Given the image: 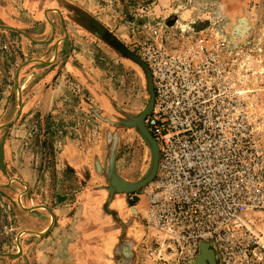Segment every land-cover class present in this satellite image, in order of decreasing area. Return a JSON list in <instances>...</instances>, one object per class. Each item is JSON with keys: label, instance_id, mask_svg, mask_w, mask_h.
<instances>
[{"label": "built area", "instance_id": "obj_1", "mask_svg": "<svg viewBox=\"0 0 264 264\" xmlns=\"http://www.w3.org/2000/svg\"><path fill=\"white\" fill-rule=\"evenodd\" d=\"M167 18L149 19L126 41L148 64L155 90L146 123L159 162L142 191L144 221L184 264L202 242L220 264H264L261 48L213 21L197 32Z\"/></svg>", "mask_w": 264, "mask_h": 264}, {"label": "rangeland", "instance_id": "obj_2", "mask_svg": "<svg viewBox=\"0 0 264 264\" xmlns=\"http://www.w3.org/2000/svg\"><path fill=\"white\" fill-rule=\"evenodd\" d=\"M56 1L0 0V19L5 21L4 25L24 32L0 27V126L11 122L8 127L0 129V142L6 137L8 152L5 157L6 173L0 168V175H7L6 180L0 176V184L4 185L0 188L1 204L9 203L6 197L12 198L6 188L14 190L13 186L7 185L11 183L15 169L22 168L23 164L29 168L39 167L37 174L43 173L44 179H47V174L52 176V170L47 169L58 132L65 131L71 136L82 133V141L86 146L97 149V155H102L101 161L108 169L112 150L116 146L118 171L125 178L137 180L146 172L150 163V151L136 130L118 125L119 118L135 115L136 111L143 110L148 103L146 79L141 69L126 58L111 40L116 38L129 49L126 44L129 36L134 38L137 26L149 19H158L159 16L162 18L167 13L170 14L167 17H170L176 13L175 26L193 20L209 19L223 28L230 37H246V42L253 41L255 51L256 48H261L256 56L264 66V0H70L74 8L83 7L88 15L86 17L83 16L84 12L72 10L68 28L72 39V53L82 63L85 81L81 82L83 89L79 93L81 110L79 112L76 106L78 96L72 98L67 115L71 114L76 121L65 124L63 130L62 124H57L58 118L42 107V103H46V93L37 95L41 91H36L40 85L45 90L48 88V75L36 83L40 75H33L34 68L29 65L31 60H26L31 53L46 52L53 45V42L43 46L40 43H37L38 46L34 45L38 41H49L51 37L48 26L44 29L41 24L46 23L44 13H39L42 18H38L34 9L40 3L42 5L46 2L49 5ZM60 1L68 2H58ZM12 14H16L18 20L10 18ZM199 14L206 16L200 18ZM184 17L189 21H183ZM131 23L135 24L132 28ZM37 30H40L39 34ZM17 79L22 88L21 99ZM261 85L264 86V77ZM262 99L264 104V92ZM78 119L81 120L80 124ZM54 132L56 137L53 136ZM115 136L118 141H115ZM104 186L105 179L102 184L94 187L86 185L82 190L87 191V198L99 196V199L104 194L102 191L107 192L103 189ZM142 191L143 189L138 192ZM122 199L127 202L125 195ZM0 217H3L1 206ZM1 224L0 222V238L3 232ZM154 237L152 235L151 249L154 264H163V257L172 264H184L179 253L176 255L170 250L166 251L163 239L156 243Z\"/></svg>", "mask_w": 264, "mask_h": 264}, {"label": "crops", "instance_id": "obj_3", "mask_svg": "<svg viewBox=\"0 0 264 264\" xmlns=\"http://www.w3.org/2000/svg\"><path fill=\"white\" fill-rule=\"evenodd\" d=\"M58 1L41 5L43 16L57 24L53 41L56 52L31 53L26 60H31L29 65L34 68L33 75L51 70L48 88L45 90L40 85L36 91L41 90L38 96L46 93V103H42V107L58 118L57 124H62L63 129L65 124L76 121L71 114L67 115L72 98L78 96L76 106L79 112L81 110L79 93L83 89L81 82L85 81V70L72 52L66 61L67 54L63 50L67 45L63 42L65 34L61 22L64 20L69 27L72 10L87 11L83 7L74 8L70 0H67L69 3ZM204 16L206 14L198 17ZM37 17L42 18L41 15ZM37 43L34 45L38 46ZM72 61H76L77 66H73ZM77 122L80 124L81 120ZM55 133L57 143L52 148L54 151L47 169L52 170V176L47 174L44 179L43 173L37 174L39 167L29 168L23 164L24 168L15 169V175L7 185L13 186L14 190L6 188L13 200L8 196L9 203L0 202L3 214L0 217L3 231L0 264H154L151 258L152 235L156 243L162 239L144 221L142 192L125 196L127 202L123 201V195L109 198L105 191L99 199V196L87 198L82 189L86 185L102 184L108 168L97 165V149L85 145L82 133L77 136L65 131L56 136ZM5 152L8 154L6 145ZM0 176L6 180L4 173Z\"/></svg>", "mask_w": 264, "mask_h": 264}, {"label": "water", "instance_id": "obj_4", "mask_svg": "<svg viewBox=\"0 0 264 264\" xmlns=\"http://www.w3.org/2000/svg\"><path fill=\"white\" fill-rule=\"evenodd\" d=\"M43 1V0H42ZM34 12L38 15L41 13V3L37 5L34 9ZM13 18L15 20H18L16 14L10 15V18ZM46 23L42 22L41 24L44 26V29L46 26H48V30H50V40L49 41H38L40 46L43 45H49L53 40L55 39L56 36V26L54 22H51L47 16H44ZM61 22V25L64 29V38L63 42L67 45V48H65L63 51L66 56V61L69 60L70 54L72 52V39L70 32L68 30V25L64 24ZM5 21L3 19H0V27H3L4 29H10L14 31H18L21 33H24L20 29L9 26V25H4ZM177 23V15L176 13L171 15L166 19V24L170 27L175 26ZM211 23V20L209 19H203V20H194L188 23V27L193 29L194 31H202L206 29ZM54 25V26H53ZM246 23V27H247ZM234 39V38H233ZM113 44L116 46L119 51L124 53L126 58L134 62L144 73L145 79H146V88L149 93V100L146 106L143 108V110L136 114V115H130V116H123L118 119V125L123 127V128H128V129H133L136 130L141 139L144 141L146 147L150 151V163L148 165V168L146 172L137 180H128L125 177H123L117 167V147L115 146L114 149L112 150L111 158H110V165L108 169V173L104 176L105 179V186L104 190L108 192L109 198H113L116 195H125L128 196L129 194L136 193L145 187H147L156 177L157 170H158V162H159V146L156 141V139L153 137V135L150 133L146 119L147 117L152 113L154 103H155V90H154V83H153V77L151 74V70L148 66V64L141 59L136 53L133 51L129 50L124 44L120 43L119 41L116 40V38L113 41ZM28 48V47H27ZM56 44L52 45L50 49L47 52L55 51L56 52ZM73 66H77L76 61H72ZM50 66V65H48ZM51 71V70H50ZM49 71V72H50ZM48 72V73H49ZM48 73H43L40 75V78L36 79V83L46 77ZM31 79L27 78L24 83L29 81ZM18 80V79H17ZM20 94V99H21V84L19 80L16 82ZM105 109V112L108 113V111ZM111 121L110 119H108ZM113 121H111L112 123ZM11 125L10 123L3 124L0 126V129L2 127H8ZM115 141H118L117 136H115ZM5 145H6V137H4L1 142H0V168L4 173H6V163H5V157H6V152H5ZM103 151H101L102 153ZM102 155L98 154L97 155V165L99 167L104 168V164L101 161ZM89 186V185H88ZM4 187L3 184H0V188ZM9 187V186H7ZM94 187V186H92ZM102 190V189H101ZM87 192V191H86ZM11 200H13L11 198ZM190 264H218V257L216 254L215 248L211 245L209 242H202L199 247V251L195 257V259L190 263ZM220 264V263H219Z\"/></svg>", "mask_w": 264, "mask_h": 264}, {"label": "flooded vegetation", "instance_id": "obj_5", "mask_svg": "<svg viewBox=\"0 0 264 264\" xmlns=\"http://www.w3.org/2000/svg\"><path fill=\"white\" fill-rule=\"evenodd\" d=\"M128 11H129V10H128ZM134 25H135L134 23H131L130 27L132 28V27H134ZM245 38H246V37H242V39H245ZM111 41H114V39H112ZM141 111H142V110H138V111H136V112H135V115L138 114V113H140ZM218 264H219V259H218Z\"/></svg>", "mask_w": 264, "mask_h": 264}, {"label": "bare ground", "instance_id": "obj_6", "mask_svg": "<svg viewBox=\"0 0 264 264\" xmlns=\"http://www.w3.org/2000/svg\"><path fill=\"white\" fill-rule=\"evenodd\" d=\"M109 107V106H108Z\"/></svg>", "mask_w": 264, "mask_h": 264}]
</instances>
